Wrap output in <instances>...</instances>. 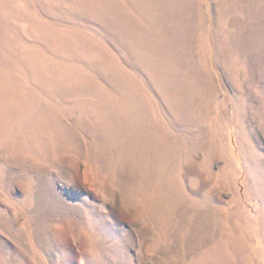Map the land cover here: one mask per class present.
<instances>
[{
  "label": "rangeland",
  "instance_id": "1",
  "mask_svg": "<svg viewBox=\"0 0 264 264\" xmlns=\"http://www.w3.org/2000/svg\"><path fill=\"white\" fill-rule=\"evenodd\" d=\"M0 264H264V0H0Z\"/></svg>",
  "mask_w": 264,
  "mask_h": 264
}]
</instances>
